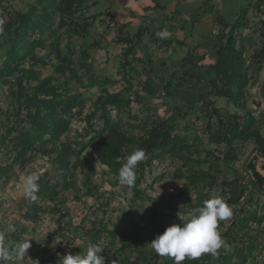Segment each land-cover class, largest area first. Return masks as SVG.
I'll return each instance as SVG.
<instances>
[{"label":"trees","instance_id":"1","mask_svg":"<svg viewBox=\"0 0 264 264\" xmlns=\"http://www.w3.org/2000/svg\"><path fill=\"white\" fill-rule=\"evenodd\" d=\"M14 1L0 0V21H3V32H0V88L5 90V97L9 100L6 102V110H0L5 123L0 127V157L9 162L8 166L0 165V181L3 179L4 183L10 182L14 167L23 170L32 160L40 158L50 162L54 175L58 177V181L61 180L64 189L71 185L76 172L84 178L82 187L89 189L92 170L89 161L83 156L87 152L114 178V183H118V170L127 157L138 148L144 149L146 158L137 165L135 184H124L132 194L129 203L134 205L136 202H151L150 218H155L160 209L171 212L170 219L173 223H182L183 220L177 216L180 197L192 190L197 196L195 203L189 204L190 211L202 207L203 202L210 198L209 192H202L206 188L211 189L216 184V178L223 174L219 170L220 165L228 166L237 161L235 143H252L257 157L264 162V137L260 132V123L251 112L243 115L236 112L244 109L243 97L249 82V66L244 56L245 42L241 41L239 31L247 25L248 7H240L230 23L217 13L214 14L217 35L211 38V43L202 46L207 55L198 57V46L189 48L184 58L170 66L173 72L169 75L164 71L165 64L161 63L156 67L153 61H148L147 76L141 84L143 96H139V92L133 91L134 78L131 75L135 73L132 65H140V62L129 60L128 57L141 41L144 29L139 28L130 38L115 40L116 45L125 46V49L121 53V63L116 72L118 80L112 81L110 78L98 77L92 69L88 51H104L97 41L91 42L87 47L80 46L75 58V52L67 42L70 39H66L67 46L62 51L59 46L60 38L57 36L49 45V52L41 57L36 54L37 50H41L43 40L34 37L47 31L54 19L56 29L63 35L76 36L79 40L88 38L96 18L84 16L88 0H34L24 12L13 7ZM257 1L254 9L259 12L264 0ZM261 17L259 36L263 39L261 52L264 56V12ZM37 68H49L51 73L42 77ZM159 68L163 70L162 74H157L156 70L159 71ZM152 76H158L157 81L162 85L153 82L155 78ZM71 82L78 89H97L99 92L83 118L81 116L86 103L77 90L72 91ZM118 83L124 85L121 90L109 93L108 88ZM160 92L168 115L165 119L156 117L149 125L140 127L141 136H130L120 122H111L110 112H115L117 118L128 115L131 105L139 106L146 97L157 99ZM259 92L264 100V84L260 86ZM213 99L224 101L235 112L221 114L214 106ZM185 111L190 114L197 111L205 123L203 135H206L207 142L215 147L221 146L224 150H216L219 158L212 152H206L205 159L199 158L200 139L190 140L174 134L178 127L176 117H183ZM74 119L82 121L86 127L82 132L76 133L73 139L62 140L70 133ZM93 120L99 122L100 127L93 125ZM166 158L177 160L181 164L175 170L174 177L183 180V184L178 195L162 194L152 200L145 195L140 185L145 173H149L155 163L160 164ZM202 165L208 166L206 172L198 170ZM213 170L215 172L211 174ZM246 171L252 189L262 191L264 175L256 170L254 163H249ZM261 172L264 173V168ZM58 181L51 184L47 175L39 179L37 198L28 207L22 220L36 223L39 213L46 212L40 205L43 202L42 205H49L57 216L56 233L61 236L67 212H62L60 208L63 201L59 200ZM219 186L228 189L226 202L230 207L237 205L246 192V187L235 185L233 181L222 180ZM235 187L238 190L235 191ZM85 194L89 195L88 192ZM49 207L47 208L50 209ZM224 222H229L228 228L225 233L220 234L224 243L230 246L228 251L222 246L215 256L203 254L195 260L186 258L181 264H246L253 259L255 245L252 242L237 246L242 241L240 238L249 237L248 224H261L264 217H258L254 212H232L230 218L218 223V231L224 226ZM96 224H91L92 229L84 232V237L93 244L102 237H108L112 240L108 243L112 247L116 231L108 230L107 225ZM12 237L18 240V236ZM141 243L142 228H136L130 237L121 238V246L112 255L113 260L116 261V256L129 247L138 254V258L131 264H149L152 259L155 261L158 254L151 250L147 253L141 250ZM163 259L174 261L172 257Z\"/></svg>","mask_w":264,"mask_h":264},{"label":"rangeland","instance_id":"2","mask_svg":"<svg viewBox=\"0 0 264 264\" xmlns=\"http://www.w3.org/2000/svg\"><path fill=\"white\" fill-rule=\"evenodd\" d=\"M19 1L20 0H15L13 5H16L15 7L21 12H24L28 6L33 3L30 0L21 5ZM90 2L91 0L87 1V3ZM240 2L241 0H235L234 3L237 4ZM246 2L249 8L247 25L243 30L239 31L241 33V41L245 42L244 56L249 66V82L243 97L244 109L236 112L241 115L245 112H251L254 118L260 123V132L264 137V100L259 92L260 86L264 84V56L261 52L263 39L259 36L260 21L262 20L261 13L264 12V5H262L259 12H257L254 9V4L258 2L257 0H248ZM208 4H210V2ZM249 4H252V7ZM242 7L243 6H241V8ZM221 9L218 10V15L227 20L230 19L235 9L239 10L238 7L236 8V6H234L233 3H229L228 0H223ZM216 35L217 28H215L213 36ZM57 36L60 38V49L64 51L68 42L70 48L75 52L76 58L77 50L82 46L81 44L84 43H81V40L76 36H65L61 31H58L56 29L55 19L52 21L47 31L34 37V39L42 38L43 40L41 50L36 51L37 56L41 57L49 52V45L52 44V41H54ZM98 36L100 35H94L85 45L99 40L100 38H98ZM67 38L70 40L66 42ZM104 45L105 44H102L103 47ZM115 48H118L115 44L106 47V51L110 54L109 56H105L104 51L89 52V55L93 57L90 58V60L92 59V69L98 74V77L110 78L112 81L117 79L114 75L116 74V70L119 69V61L110 58L117 56L113 54L117 53ZM1 62L2 60L0 58V63ZM37 70H40L42 77L51 73L49 68H37ZM142 80L143 78L138 79L136 84L138 81L142 82ZM70 85L72 91L77 90L86 103L84 114L81 116V118H83L85 113L91 109V105L98 97L99 92L97 89H78L72 82ZM118 90L116 86L108 88L109 93H117ZM161 97L162 96L159 94V98L157 99L147 97L146 100L142 99L139 106L135 104L131 105L128 115L124 114L120 118L116 117L115 112H110L111 122H120V124L123 125V129L130 136L139 137L141 136L140 127L149 125L156 117L161 119L167 117V108L162 104ZM164 100L166 101L167 99ZM8 101L9 100L5 97V90L0 88L1 111L4 112L6 110ZM212 102L221 114H231L235 112L233 107L227 106L222 100L213 99ZM185 115L183 117H176V124L178 127L174 134L190 140L200 139L201 143L198 146V151L200 153L199 158H207L206 152H212L215 157L219 158V156H217V151L222 152L224 150L221 146L215 147L207 142L206 135H203L205 123L200 119L197 111L191 114L185 111ZM91 123L100 127V123L95 120ZM214 123L215 121H213V124ZM4 124V118L0 116V127L4 126ZM85 127V123L78 119H74L70 126V133L62 140L66 138L73 139L75 134L82 132ZM235 146L237 161L228 166L220 165L219 170L223 174L218 176L219 178L217 177L218 180L216 178V184L211 189L206 188L202 193L209 192L211 196V194L215 192L226 200L228 189L219 186L220 181H233L235 185L241 184L246 187V192L237 205L231 206L232 212L238 213L239 211H243L245 214L254 212L258 217H264V189L260 192L253 190L249 185V174L246 171L247 165L249 163H254L256 170L264 175V173L261 172V169L264 168V162L257 157L252 143H235ZM83 156L89 161V167L92 170L89 189L82 187L84 178L79 175V172L75 173L73 182H70L71 185L64 189L61 180L58 181V177L54 175L55 173L50 162H48L47 159L40 158L32 160L23 170L14 167V175L10 182L4 183L3 179L0 181V231L6 234L7 246L14 248L18 243H23L30 239V248L27 250L26 255L17 259L0 262V264H60L61 258L67 253L73 255L80 253L84 254L86 253L88 243H92L84 237V232H89L92 229V223H97L98 225L101 223L107 225L108 230L114 229L116 231L112 247L109 245L112 240L108 239V237H102L95 243L102 248L99 254L105 257L106 264H131L138 258L137 252L129 247L124 253H120L116 256V261L112 258L114 252L121 246V238L123 236L130 237L136 228H142L141 250H145L146 253L149 250H151V252L154 251L149 244L156 235L162 234L166 227L173 224L170 219L171 212L159 209L157 211V216L153 219L150 218L149 213L152 209L151 202H136L134 205L130 204L129 201L132 198L131 191L121 182L114 183V178L109 175L105 168H102L93 160V155L91 157L86 152ZM209 161H211V159H209ZM0 165L8 166L9 162L0 157ZM180 165L181 164L177 160L167 158L160 164L155 163L149 173H145L144 180L140 185L141 190L152 200L162 194L166 196L178 195L183 180L176 179L174 177V172L180 168ZM207 169V165H202L198 168V170L203 172H206ZM214 172L215 170L211 171V174H214ZM30 174H36L40 178L47 175L51 184L57 181L60 183V187L58 188L60 193L59 200L63 201V206L60 208L62 212L63 210L67 212V217L63 219L65 228L61 236L56 233L55 220L57 216L51 211L52 208H50L49 205H42L43 202H40V205L42 208L46 209V212L39 213V220L36 223L22 220L26 210L34 202L32 199L25 198L22 194L23 178ZM236 190H238V188L235 187V191ZM86 192H88L89 195H86ZM196 196L194 191L189 190L180 197L178 201L179 213L177 215L179 219L183 220V216L190 212L189 204L195 203ZM105 204L107 205L105 206ZM228 224L229 222H224V226L219 232L225 233ZM248 225L250 228L248 232L249 237L240 238L239 240L242 241L237 247L240 245L245 246L248 241L252 242L255 245V249L252 252L253 259L249 260L246 264H264V222L261 224L250 222ZM12 236H18V240H14ZM223 248L225 251H228L230 246L224 243ZM164 257L166 259L168 258L167 256ZM149 264H174V261L170 262L168 259L165 260L158 255L157 259L155 261L152 259Z\"/></svg>","mask_w":264,"mask_h":264},{"label":"crops","instance_id":"3","mask_svg":"<svg viewBox=\"0 0 264 264\" xmlns=\"http://www.w3.org/2000/svg\"><path fill=\"white\" fill-rule=\"evenodd\" d=\"M27 1L30 0H20L19 4H25ZM31 1L34 2V0ZM228 1L238 9L241 6L247 7V0H241L237 4L234 3L235 0ZM209 2L210 4H208ZM222 2L223 0H91L84 16H96V18L89 30L88 38L82 39L81 43L84 44L81 45L82 48L87 47L89 43L85 44L94 35H100L98 36L100 39L95 41L101 43V46L105 44L104 47L102 46L104 55L109 56V52L106 51L108 45L115 44L114 42L118 38H130L139 28L144 29L145 32L141 41L132 51V55L128 57L129 60L134 59L140 62V65H132L135 73L131 76L134 78L132 82L133 91L142 95L141 84L147 76L148 61H153L156 67L161 63L165 64L164 71H166V75H169L173 72L170 66L184 58L189 48L198 46L196 50L198 57L208 54L202 46L211 43V38L214 37V30L217 28L214 23V16L216 13L219 14L218 10L221 9ZM15 6L13 5L19 10ZM236 11L238 12L235 9L230 19L227 20L222 17L223 20L232 22ZM116 46L118 47L115 48L117 53L113 54L117 56L110 58L116 59L120 64L121 53L125 46ZM86 50L88 51V49ZM89 57L93 58L91 55ZM156 71L157 74L163 72L160 68L159 71ZM137 75L139 78L136 79ZM114 76L118 80L117 74ZM140 78H143L142 82L138 81L136 84ZM152 78H155L153 82L162 85L157 81L158 76H152ZM115 86L120 91L124 85L118 83Z\"/></svg>","mask_w":264,"mask_h":264},{"label":"clouds","instance_id":"4","mask_svg":"<svg viewBox=\"0 0 264 264\" xmlns=\"http://www.w3.org/2000/svg\"><path fill=\"white\" fill-rule=\"evenodd\" d=\"M0 32H3V21H0ZM146 158L144 149L134 150L126 162L118 170L121 183L133 186L136 182V168L139 162ZM40 177L36 174L26 175L22 181V194L25 198L35 200L40 190ZM232 216V209L226 200L218 193H212L210 198L183 216L182 223H173L158 234L149 244L159 255L174 258V264H181L186 258L195 260L203 254L217 255L224 240L218 231V223ZM30 239L9 248L6 234L0 231V262L17 259L26 255L30 248ZM102 248L88 243L84 254H65L60 264H106L105 257L99 253Z\"/></svg>","mask_w":264,"mask_h":264},{"label":"built area","instance_id":"5","mask_svg":"<svg viewBox=\"0 0 264 264\" xmlns=\"http://www.w3.org/2000/svg\"><path fill=\"white\" fill-rule=\"evenodd\" d=\"M160 96H163V94L160 92Z\"/></svg>","mask_w":264,"mask_h":264}]
</instances>
